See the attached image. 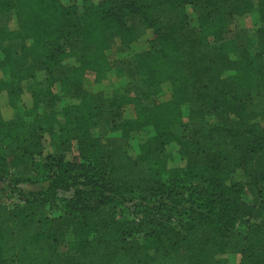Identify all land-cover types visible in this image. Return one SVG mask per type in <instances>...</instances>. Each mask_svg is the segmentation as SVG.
<instances>
[{"label":"trees","instance_id":"16d2710c","mask_svg":"<svg viewBox=\"0 0 264 264\" xmlns=\"http://www.w3.org/2000/svg\"><path fill=\"white\" fill-rule=\"evenodd\" d=\"M79 1L81 10L0 0V23L17 24L5 39L19 40L17 54L0 44V91L16 105L21 80L35 79L31 105L0 115V193L21 201L0 200V264H229L231 254L238 264H264V56L252 51L264 46V27L255 38L223 36L252 9L264 21V0ZM188 4L201 11L195 26ZM141 30L149 47L113 65L106 50L126 51ZM87 71L96 84L116 78L118 88L109 97L86 90ZM55 83L77 99L60 111ZM164 89L168 100L144 104ZM125 105L134 107L129 121ZM189 122L198 124L178 135ZM46 136L52 152L44 156ZM171 142L183 166L168 165ZM24 182L46 185L24 191Z\"/></svg>","mask_w":264,"mask_h":264},{"label":"rangeland","instance_id":"374dc122","mask_svg":"<svg viewBox=\"0 0 264 264\" xmlns=\"http://www.w3.org/2000/svg\"><path fill=\"white\" fill-rule=\"evenodd\" d=\"M65 5L74 4L77 3L78 9L81 10V3L79 0H61ZM185 10L188 14V21L192 26H195L197 24V18L201 14V11L198 10L194 5L188 4L185 5ZM126 22L130 26H142L141 21L137 17H127ZM263 26L264 27V21H261L259 18V13L256 9H252L250 12L234 16L226 25L225 31H224V38L229 39L233 38L237 35H244V36H250L252 38H255V31L257 27ZM17 28V24L15 21L9 20L7 22H1L0 23V44L1 45H10L12 50L15 54L18 52V39H5L7 37L6 31H10ZM147 34L144 30H141L140 33L137 34V37L135 41H133L129 49H127L124 52H117L114 45L111 44V46L106 50V56L109 59V61L115 65L117 64L119 59H126L130 63L133 62L135 53L139 51L146 50L149 47V44L147 42ZM253 52L261 53L264 56V46H253L252 48ZM3 60V54L0 50V63ZM73 62H67L65 65H71ZM2 77V73L0 70V79ZM36 80H40L43 78V72L38 70L36 72ZM35 79H23L20 82V86L22 88V92L18 99V101L15 104L10 102L7 97L6 91H0V115L4 119H11L18 117L22 114V110L29 107L31 105V90L34 86ZM119 83L116 78L110 77L108 79L103 80L101 83L96 84L94 82V74L91 71H87L84 76L83 81V87L88 91H102L103 95L105 97L111 96L112 92L118 88ZM53 91L59 95V99L56 102V110L60 111L63 105L71 104L77 101L76 97H74L71 93H61L59 91V85L58 83H55L52 86ZM170 98V90L164 89L159 94L151 96L147 99H144L145 105H151L153 102H159V101H166ZM134 115V107L133 105H125L122 108L121 111V119L122 121H129L133 118ZM59 119H62V116L59 115ZM197 122H189L184 125L179 126L177 130L178 135H188L191 129L197 126ZM143 132H134L132 134V137H142ZM167 150L171 154V158L168 162V165L170 167H180L185 164V159L179 154L178 151V144L176 142H171L167 145ZM51 148L49 146V141L47 136L45 137V148L43 155L46 156L47 154L51 153ZM226 167L234 174V177L238 179L239 181L246 183L247 179L241 172V170L233 163L225 162ZM10 173L13 175H16L19 173V169H11ZM46 184L40 183V184H31V183H20L18 184V187H20L22 190H38L45 186ZM4 184L0 182V187H3ZM60 196H69L71 195V191H59L58 192ZM244 199L246 201H250L251 198L249 195H245ZM0 200L2 202H5L7 205L11 206L16 203L21 204L20 198L16 193H9L8 189H4L2 193H0ZM133 203H135V200L129 201L126 203L127 207H129L128 215L132 216L133 212ZM46 211L52 216H56L61 213V209L59 207H50L48 208L46 206ZM239 229H243V226H238ZM74 236V229L73 227H68L66 230V240L72 239ZM63 243H60L58 245L59 249L63 248ZM239 254H231L228 258L229 264H238L239 262Z\"/></svg>","mask_w":264,"mask_h":264}]
</instances>
